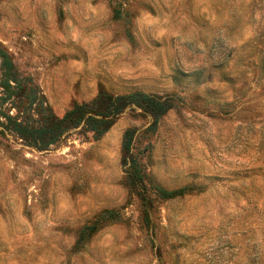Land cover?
Segmentation results:
<instances>
[{"label":"rangeland","instance_id":"rangeland-1","mask_svg":"<svg viewBox=\"0 0 264 264\" xmlns=\"http://www.w3.org/2000/svg\"><path fill=\"white\" fill-rule=\"evenodd\" d=\"M4 56L0 264H264V0H0ZM100 93L170 109L13 130Z\"/></svg>","mask_w":264,"mask_h":264},{"label":"trees","instance_id":"trees-1","mask_svg":"<svg viewBox=\"0 0 264 264\" xmlns=\"http://www.w3.org/2000/svg\"><path fill=\"white\" fill-rule=\"evenodd\" d=\"M7 62L4 56L0 64L2 79H5L6 83L10 81L9 65ZM1 83L2 80L0 82V87L2 86L1 88H4L3 86L6 85H1ZM131 105L144 109L155 119L161 117L170 109V105L165 100L143 93H133L122 96H111L100 93L90 104L74 107L60 120L52 121L50 126L47 125L39 129H27L23 128L17 121H13V130L26 137L28 140L33 141L36 146L40 148L41 144L50 145L57 140L68 126H76L86 118L85 122H87L91 130L95 132L97 136H100L108 131L113 125L114 119L120 115L126 107ZM6 118L10 120L8 117ZM124 146L128 151L130 146L129 139L126 140ZM160 194L165 199H173L178 197L181 192H166L162 190Z\"/></svg>","mask_w":264,"mask_h":264}]
</instances>
